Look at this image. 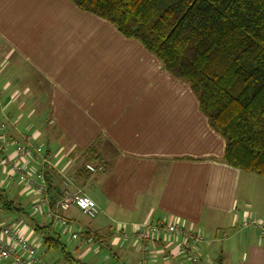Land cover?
<instances>
[{
    "label": "crops",
    "instance_id": "obj_1",
    "mask_svg": "<svg viewBox=\"0 0 264 264\" xmlns=\"http://www.w3.org/2000/svg\"><path fill=\"white\" fill-rule=\"evenodd\" d=\"M0 107L10 135L42 149L23 166L48 175L47 205L33 212L39 191L0 168V197L12 203L0 201V230L20 235L44 264H61L58 253L65 259L46 249L47 237L69 260L143 264L134 234L160 221L203 238L198 264H264V238L241 227L247 219L264 226V179L224 164V141L188 85L106 21L68 0H0ZM91 146L98 160L86 165L102 170L76 179ZM65 192L89 197L98 215L58 208ZM55 211L73 225L46 216ZM74 233L82 234L76 244ZM183 242L153 236L146 264H193Z\"/></svg>",
    "mask_w": 264,
    "mask_h": 264
},
{
    "label": "trees",
    "instance_id": "obj_2",
    "mask_svg": "<svg viewBox=\"0 0 264 264\" xmlns=\"http://www.w3.org/2000/svg\"><path fill=\"white\" fill-rule=\"evenodd\" d=\"M68 1L139 42L187 84L224 141L223 163L264 179V0ZM82 160L80 180L88 174L85 165L97 162V150L91 146ZM47 176L43 171L45 184ZM43 244L67 259L57 237Z\"/></svg>",
    "mask_w": 264,
    "mask_h": 264
},
{
    "label": "built area",
    "instance_id": "obj_3",
    "mask_svg": "<svg viewBox=\"0 0 264 264\" xmlns=\"http://www.w3.org/2000/svg\"><path fill=\"white\" fill-rule=\"evenodd\" d=\"M8 122L6 121L2 109L0 107V168L7 171L9 180L17 179L20 183L25 184L28 187H33L39 191L41 197L33 203L31 207L33 212H38L41 206L47 205V199L45 196V183L43 177V170L41 165L34 172V177L23 166L22 160L26 157L35 158L42 153L40 146H30L21 144L15 137L10 135L8 128ZM12 152V154H10ZM35 165L38 166L37 163ZM85 168L89 172L101 171V166L86 165ZM39 169V170H38ZM58 208H64L68 206H74L84 216L89 219L95 218L99 210L93 200L80 193L70 194L64 193V196L57 203ZM46 216L52 221L59 223L62 227L66 228L73 223L69 222L66 218L61 216L57 211L48 212ZM253 227L258 230L259 236L264 238V226H261L254 219H247L242 224L243 229L247 227ZM155 235H164L174 238L181 237L184 242L181 246L183 252L189 255V259L193 264H198L199 258L195 253V245L201 243L203 238L185 232V230L176 224L166 223L160 221L156 224L145 225L141 231L134 234V238L138 241L141 252L143 254V264H146L148 258V251L146 243ZM81 233H74L71 235L72 240H77ZM0 258L6 260L10 259L13 264H44L42 259L36 256L34 248L26 242L20 235L12 231L9 228H3L0 230Z\"/></svg>",
    "mask_w": 264,
    "mask_h": 264
},
{
    "label": "rangeland",
    "instance_id": "obj_4",
    "mask_svg": "<svg viewBox=\"0 0 264 264\" xmlns=\"http://www.w3.org/2000/svg\"><path fill=\"white\" fill-rule=\"evenodd\" d=\"M2 182H7V179H6V177H4V173L0 169V185H1ZM7 200H12V196L7 194ZM0 204H1V202H0ZM85 221H88V219L85 218ZM77 242H79V241L72 240L73 244H76ZM99 252L102 253V254L104 253L103 250H99ZM57 255H59V260L61 261V264H87L88 263L85 259H79L80 256H78V255L77 256L73 255L72 256L73 257L72 260L62 258V256L59 253Z\"/></svg>",
    "mask_w": 264,
    "mask_h": 264
}]
</instances>
